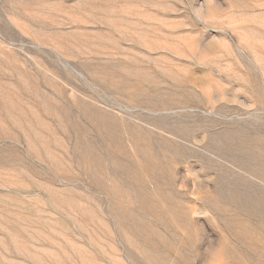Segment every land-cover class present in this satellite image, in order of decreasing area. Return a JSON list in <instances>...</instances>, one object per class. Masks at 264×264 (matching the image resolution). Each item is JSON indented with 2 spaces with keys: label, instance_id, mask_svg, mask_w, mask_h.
<instances>
[{
  "label": "rangeland",
  "instance_id": "1",
  "mask_svg": "<svg viewBox=\"0 0 264 264\" xmlns=\"http://www.w3.org/2000/svg\"><path fill=\"white\" fill-rule=\"evenodd\" d=\"M0 264H264V0H0Z\"/></svg>",
  "mask_w": 264,
  "mask_h": 264
}]
</instances>
